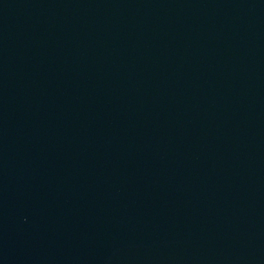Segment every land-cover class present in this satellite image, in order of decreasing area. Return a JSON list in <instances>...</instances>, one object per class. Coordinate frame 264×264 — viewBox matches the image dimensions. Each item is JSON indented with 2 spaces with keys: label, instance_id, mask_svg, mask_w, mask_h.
I'll list each match as a JSON object with an SVG mask.
<instances>
[{
  "label": "water",
  "instance_id": "1",
  "mask_svg": "<svg viewBox=\"0 0 264 264\" xmlns=\"http://www.w3.org/2000/svg\"><path fill=\"white\" fill-rule=\"evenodd\" d=\"M0 264H264V0H0Z\"/></svg>",
  "mask_w": 264,
  "mask_h": 264
}]
</instances>
